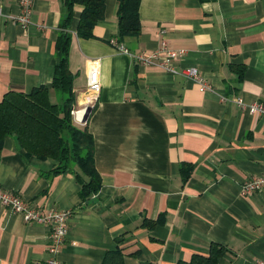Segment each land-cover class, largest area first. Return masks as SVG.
I'll list each match as a JSON object with an SVG mask.
<instances>
[{
    "label": "crops",
    "instance_id": "0c3cea01",
    "mask_svg": "<svg viewBox=\"0 0 264 264\" xmlns=\"http://www.w3.org/2000/svg\"><path fill=\"white\" fill-rule=\"evenodd\" d=\"M105 3L104 19L85 39L77 34L80 4L36 0L24 28L12 20L19 0H0V100L51 88L56 44L68 33L74 109H92L83 126L102 178L99 193L84 201L75 173L52 175L54 160L28 156L9 136L0 188L71 213L61 264H102L118 247L123 264H177L208 256L212 245L224 249L217 264L264 260V190L241 194L246 179L264 174V114L223 101L264 102V0H141V32L123 40L120 1ZM162 40L184 51L175 69L198 68L212 92L125 51L151 53ZM96 68L102 90L95 101ZM51 100H58L54 90ZM49 234L47 225L0 205V264H47Z\"/></svg>",
    "mask_w": 264,
    "mask_h": 264
},
{
    "label": "trees",
    "instance_id": "16d2710c",
    "mask_svg": "<svg viewBox=\"0 0 264 264\" xmlns=\"http://www.w3.org/2000/svg\"><path fill=\"white\" fill-rule=\"evenodd\" d=\"M119 1V39L139 35L141 0ZM66 2L70 9L76 3L84 7L77 34L92 38L95 27L104 19L105 0ZM70 44L71 36L63 32L56 44L59 61L51 88L40 86L29 93L10 91L0 100V152L7 137H16L28 156L56 162L52 175L75 173L81 186L80 196L87 201L99 193L102 178L95 165L94 138L85 126H78L73 119L76 93L69 66ZM52 90L58 95L56 102L51 100ZM223 254V247L212 245L208 256L194 255L191 260L177 264H217ZM123 262L124 254L118 247L107 252L102 264Z\"/></svg>",
    "mask_w": 264,
    "mask_h": 264
},
{
    "label": "built area",
    "instance_id": "2783aa9c",
    "mask_svg": "<svg viewBox=\"0 0 264 264\" xmlns=\"http://www.w3.org/2000/svg\"><path fill=\"white\" fill-rule=\"evenodd\" d=\"M35 1L36 0H19L21 9L20 14L14 19L11 17V19L24 28L28 27L32 23V12ZM0 16H4V12L1 7ZM114 43L120 50H125L122 45H118L117 42ZM125 51L136 62L142 65L156 66L170 73L181 74L185 78L196 83L199 86L200 91H213V87L200 73L198 68H183L180 72L175 69L173 61L182 57L184 55V51L170 48L166 40H162L160 46L151 53L132 54L129 53L128 50ZM101 90L102 86L98 80V71L96 68L92 71V83L90 86L91 100L96 101L101 93ZM223 101H233L242 109L247 110L252 114H264V102L245 103L241 98L230 100L227 97H224ZM89 108V106H85L82 109H74L72 111L74 122L84 125L86 123L84 120ZM260 190H264V174L251 176L241 185V194L246 197ZM0 205L10 209L14 213L22 215L27 223L47 225L50 228L48 245L50 257L47 260V264H61L59 257L69 234V222L71 218L70 212L55 209L45 210L35 203L26 202L18 194L1 188ZM257 264H264V260L259 261Z\"/></svg>",
    "mask_w": 264,
    "mask_h": 264
},
{
    "label": "water",
    "instance_id": "95a60500",
    "mask_svg": "<svg viewBox=\"0 0 264 264\" xmlns=\"http://www.w3.org/2000/svg\"><path fill=\"white\" fill-rule=\"evenodd\" d=\"M91 108H89V111H88V113H87V115H86V117H85V120H84V122H87V120H88V118H89V114H90V112H91Z\"/></svg>",
    "mask_w": 264,
    "mask_h": 264
}]
</instances>
